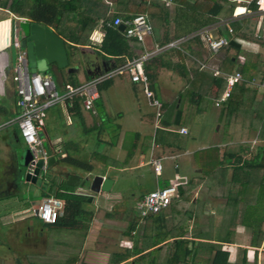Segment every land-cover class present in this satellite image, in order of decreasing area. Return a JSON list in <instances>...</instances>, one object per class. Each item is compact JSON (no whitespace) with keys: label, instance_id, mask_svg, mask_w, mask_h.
<instances>
[{"label":"crops","instance_id":"0c3cea01","mask_svg":"<svg viewBox=\"0 0 264 264\" xmlns=\"http://www.w3.org/2000/svg\"><path fill=\"white\" fill-rule=\"evenodd\" d=\"M126 1L95 0L94 5L83 2L81 11L90 6L93 17L98 15L97 24L88 36L92 46L74 44L75 47L69 50L66 46L69 64L64 68L50 64L48 72H41L50 77L52 72L51 78L61 92L66 83L80 85L109 74L96 85L98 96L94 105L97 115L86 110L83 101L79 102L77 109L73 107V100L52 105L59 106L50 115V123L63 113L66 125L71 129L61 134L56 130L57 125L53 126L45 139L41 135L45 131V120L43 122L40 136L51 151L48 159L51 177L46 185L38 186L24 178L25 171L13 147V142L20 143L23 139L21 133L16 130L0 133V264H17L18 260L21 264H45L38 257L48 255L49 246L55 242H59L60 253L65 256L61 264H216L214 257L219 246L229 252L226 264H264V222L257 233L245 222L248 214L254 220H264L258 215L261 209L256 210L252 200L248 201L257 193L255 189L259 186L256 172L264 167L259 160L264 146V88L259 86L264 79V64L261 62L254 78L246 83L245 91L237 89L239 97L232 105L227 104L228 98L216 105L228 85L220 97L212 98L211 104L216 108L214 119L219 126L217 131H212L207 142L201 144L198 134L191 132L189 123L198 120L195 113L200 114L202 110L196 108L194 113L187 111V117H193H188V122H185L180 108L187 99L189 104L197 99H189L186 95L187 74L193 77L197 67L202 70L209 66L207 72L226 76L219 67L227 49L212 54L200 39H187L195 31H183L184 18L177 13V6L172 4L167 21L153 20V35L144 46L135 43L137 48L134 50L136 55L151 52L166 33L170 37L169 42L180 41L176 46L149 58L157 64L154 65L156 68L153 66L156 73L155 93L149 90L160 102L158 106L147 97L143 83L134 82L129 74L116 71L131 58L100 55L98 52L97 46L104 38V18L122 10ZM230 6L221 10L218 21L204 27L228 18L232 12ZM2 12L8 15L2 16ZM12 17L22 16L0 6V108L6 109L5 112L0 110V127L16 124L13 120L19 113L13 73L7 70L2 52L9 42ZM69 24L77 23L71 21ZM261 45H250L253 47L249 48L260 50ZM201 49L207 50L208 55L205 56ZM158 55L164 56L159 58ZM173 55L178 56L174 58ZM240 56L246 57L239 55L240 62ZM260 56L263 60L264 55ZM213 57L217 58V62H212ZM122 59L125 61L121 62ZM209 87L205 88L207 92ZM189 108L192 111V104ZM179 111L180 124H177ZM181 127H186L188 132L181 133ZM213 148H217L218 152H212ZM201 150L208 151V158L217 155L220 160L215 169L210 165L213 172L209 176L203 173L198 164L200 159L195 157ZM66 156L90 163L92 170L61 161ZM151 159L162 162L160 175L154 171ZM182 166L184 175L180 174ZM206 167L209 168L208 165ZM172 169L174 176L169 174ZM190 169L193 172L187 175ZM149 172H154L159 180L139 196L133 211L123 209V204L116 211L123 201L122 184L126 176L140 180ZM165 172L167 175L161 180ZM94 175L112 179L111 189L92 193L82 186L85 179ZM178 175L183 178L180 181L182 184L191 182V190L175 202L173 209L143 218L137 209V202L149 191L171 185L178 180ZM25 183L23 190L29 192L28 197L19 192ZM28 185H33L36 190L30 192ZM49 186L54 187L53 190L60 186L63 190L87 196L83 204L89 212L87 218L71 226L46 225L40 219L41 224L37 228L34 222L27 221L24 216H28L30 206L25 203L37 199L33 195L46 192ZM245 191H248L247 195ZM54 192H47L44 198L55 195ZM35 201L32 203L33 214L39 218L35 213ZM18 205L21 208L17 209ZM153 228L161 230L157 240L150 239ZM61 231L67 232L66 237L63 239L61 235L58 237L61 241H55V235ZM44 249L46 254L41 253ZM186 250H193L194 256L185 255ZM51 252L54 250L51 249ZM46 264L55 263L47 260Z\"/></svg>","mask_w":264,"mask_h":264},{"label":"trees","instance_id":"16d2710c","mask_svg":"<svg viewBox=\"0 0 264 264\" xmlns=\"http://www.w3.org/2000/svg\"><path fill=\"white\" fill-rule=\"evenodd\" d=\"M85 1L90 2L93 5L95 4V0H0V6L8 9L10 12L18 16L27 17L32 21L54 27V29L60 35L66 38V46L69 50L73 46L75 47L74 44L92 46L91 44H89V42L91 41L89 40L88 36L97 24L98 15H95V17H93V13L91 12L90 6L86 7V9L83 11L80 10L81 4H83V2ZM225 3H228V5H230L231 1L172 0V4L177 6V13L180 15V17L184 18L183 31L185 30V33H190L192 31L199 30L200 28L206 25L218 21L217 16L224 8ZM140 13L148 14L152 22L153 20H156L157 22H163L167 21V18L170 14V10L169 6H166L164 3L158 0H127L122 6V10L113 13L109 17H105L103 20L102 27L104 30V38L100 45L97 46L100 55L128 56V58L131 59L139 56L134 53V50L135 48H137L135 43L141 44V42H139L135 38L127 37L125 32L121 31L118 26L108 25L107 22L112 21L115 16H121L122 18H132ZM71 21H75L77 24L70 25L69 22ZM242 24L243 22L239 20H234L231 22V26L233 27L236 35L241 36L243 38H247L245 34L239 33V31L242 29ZM218 30V32L222 35H229L228 28L225 25L219 26ZM169 40L170 37L168 36V33H166L159 44L164 45L169 42ZM261 44L264 45L263 40ZM242 52L243 47L241 45L240 47L230 45L229 48L226 50V56L224 57L222 64L219 67L220 71L224 72L225 74L232 73L233 71H238L243 76L242 80H239L234 84L230 96L227 99L228 105H232L234 100L239 97L238 92L236 93L237 89L238 91L246 90V83L254 78L258 66L262 62L260 53L256 51H249V54L244 57V61L240 62L239 55H243ZM141 53L142 52H140L139 54L141 55ZM158 56L159 58H161L160 56L164 55ZM180 57L182 58V55H180ZM122 61L125 60L122 59L121 62ZM154 65L157 66L156 63L154 64L152 61L148 60L144 68L149 79V88L155 93L156 89L154 87V80L156 78V73H154L153 69H155L156 67ZM187 78L188 83H190V86L187 87L186 95L189 96V99L197 98L196 102H202L205 101V99L210 101L212 100V98L220 97L227 86L226 76H215L214 73H208L205 70H197L193 77L187 74ZM72 84L76 85V83ZM205 85L210 86L209 90L212 87L215 88V94L213 97H210V95H208L210 91L207 92V89L205 90ZM84 99V96L75 98L73 100L74 109H77L79 106V102H82ZM0 110L2 112H5L6 109L5 107H1ZM180 117L181 111H179L178 114V118L176 121L177 124H180ZM213 149L216 153L218 152L217 148ZM262 151L264 157V146L262 148ZM196 154V158H198V160L200 159L201 155L205 154L204 156H206L205 152L200 155V151H198ZM215 156L217 155H214V157ZM215 160L217 161L216 163L220 164L219 159L215 158ZM61 161L70 163L74 166H78L86 170H92V165L90 163L73 158L71 156H66L62 158ZM245 162L250 163L249 161ZM253 163L254 162H251V164ZM199 164L202 165V162L200 160ZM260 164L264 166V158L263 160H261ZM202 170L203 173L210 174L209 169L202 167ZM177 188V194L173 197L171 204L157 214H160L163 211H168L169 209H173L175 202L181 197L185 196L187 192L191 190V182H188L187 184L181 183L177 186ZM50 189V192L55 191L54 194L57 197L64 199L65 214L59 217L56 223H45L46 225L71 226L87 218L89 212L86 211L83 206L84 202H86L88 199L87 196L63 190L60 186H58L56 190H53L55 189L54 187L49 186L47 188V191ZM262 222H264V220L257 219V222L254 223V227L251 223L247 224L250 228L253 229L254 233H257L260 231V226ZM180 243H184V241H181ZM184 254L193 257L195 252L193 250H186ZM228 257L229 252L223 250L221 246H219L216 249L214 262L216 264H222L221 262L224 261L223 264H226ZM184 264L193 263L187 262Z\"/></svg>","mask_w":264,"mask_h":264},{"label":"built area","instance_id":"2783aa9c","mask_svg":"<svg viewBox=\"0 0 264 264\" xmlns=\"http://www.w3.org/2000/svg\"><path fill=\"white\" fill-rule=\"evenodd\" d=\"M158 1L169 7L172 5V0ZM230 1L232 4L230 6L232 12L228 18L212 26L203 27L193 32L187 39L199 38L212 54H218L228 49L232 40H235L241 46H243V43L249 46L261 44L236 35L231 26V22L240 20L243 15L251 14H256L258 17L264 18V0ZM240 7L244 9V12L238 14L236 10ZM107 24L114 26L123 24L125 26L124 32L126 36L137 39L143 46L153 35L154 31L153 22L146 13L137 14L132 18L115 16L112 21H108ZM222 25L227 26L229 35H222L218 32L219 26ZM178 42L180 41H171L165 45L158 44L151 52H144L128 60L126 64L116 71L122 74H129L131 80L134 82L143 83L145 85L147 97L152 99L154 104L159 106L160 102L154 98L152 91L149 90V79L144 66L151 56L166 48L176 46ZM8 45H10V42ZM240 58H242L241 61H244V57L240 56ZM108 76L109 74L99 76L80 85L66 83L64 91L60 92L55 81L49 75L42 74L41 72H32L30 70L25 51L20 47L18 48L16 62L13 66V80L15 83L19 113L13 121L17 124L23 140L31 148L34 154L33 160L43 161L41 169L44 172L48 170V159L50 154L44 140L40 136V131L43 130V122L47 115L48 108L56 103L74 100L77 97L84 96V108L93 115H97V110L94 105V100L98 96L96 85ZM242 79L243 76L238 71L226 74L228 88L222 94L220 100L216 102V105H220L221 101L226 100L230 96L231 88L234 84ZM259 86L264 88V79L259 82ZM159 115L160 114H158V116ZM180 132L187 133L188 130L186 127H181ZM151 162L154 165L156 174L160 175L163 170V164L160 159H151ZM179 184L180 182L177 180L169 186L160 187L146 193L142 199L137 202V209L140 215L146 218L167 208L171 204L173 197L176 196L178 191L177 186ZM35 209L37 211L36 215L44 223L54 224L58 221L59 217L65 214V201L55 195H49L40 201Z\"/></svg>","mask_w":264,"mask_h":264},{"label":"rangeland","instance_id":"374dc122","mask_svg":"<svg viewBox=\"0 0 264 264\" xmlns=\"http://www.w3.org/2000/svg\"><path fill=\"white\" fill-rule=\"evenodd\" d=\"M232 5V4H231ZM228 7V3H225L224 5V8L227 9ZM230 10H232L230 8ZM8 14H4L2 12V16H6ZM239 21H242L243 24H242V29L239 31L240 34H245L247 36V38H244V39H247V40H251V41H255V42H259V43H262V40L264 41V38H263V32H264V18L263 17H258V15L256 14H251L249 17L247 18H241ZM157 22V21H156ZM155 24V23H154ZM243 52L242 54L243 55H248L249 54V51H253L251 50L249 47H253V46H249L248 44L246 43H243ZM257 47V46H255ZM255 49V48H254ZM202 53L206 54L205 56L208 55V52L207 50H204V49H201L200 50ZM254 51H261L259 52L260 55H264V45L260 47V50H254ZM200 52V53H201ZM222 55V54H221ZM225 55V54H223ZM178 55H173L174 58H176ZM215 57V56H214ZM212 58V62L215 63L217 62V58ZM262 61V64H264V58ZM198 70L200 67H197ZM206 70V69H209V66L208 67H205V68H202V70ZM12 70V73H13V69ZM209 71V70H208ZM207 72V70H206ZM209 73V72H208ZM43 74V73H42ZM53 73L51 72V77L53 76L52 75ZM190 86V83L187 82V87ZM61 92V91H60ZM215 94V88L212 87L210 88V92L208 93V95H210V97H213ZM189 98V96H188ZM213 100H206L205 101H200V102H191L190 104L188 102H190L188 99L186 100V103L182 105L181 103V109L183 110L184 112V116H183V120L186 122H188V116L187 117V111L188 112H197L196 108H199V110H202L200 111L201 113L200 114H196L195 117H198V120H194V121H190L189 125H190V128H191V132L193 133H196L198 134L199 136V141H201V144H205L207 142V139L212 136V131H217L218 130V126H219V123H217L215 121V111H216V108L213 106V104H211ZM188 104V106H187ZM192 104L193 108L192 111L190 110V105ZM59 105H56V106H52L50 107L47 113V116L45 117V131L41 134L44 136L45 139H47V137L49 136L50 134V130L53 126H56V130L57 132L61 133V134H64L65 132L68 133V130L71 129L70 127H68V125H66V117L63 113H60V117H56V120L54 121V123H50V119H51V116L50 115H53V113L56 111V107H58ZM193 117V116H192ZM192 117H190L189 119H191ZM59 118V119H58ZM6 119H4L5 121ZM14 130H16L17 132H19L20 134V131H19V128L17 126V124H12V125H9L4 127V126H1L0 127V133L2 134L3 132H13ZM213 141V140H212ZM13 142V140L11 141ZM13 147H14V150L15 152L18 154L19 156V162L20 164L23 166L22 169H24L23 171H25V168L24 166H26L29 162L32 161V159L34 158V154L31 150V148L24 142L23 139H21V142L18 143V142H13ZM212 152L214 151V149H211ZM205 152L206 155H207V150H202L200 151V155ZM216 153V152H214ZM205 154L201 155L200 156V160L202 159V165L199 164V161H198V164L199 166L203 167V168H206V169H209L210 170V174L213 172L211 171V167L210 165H212V168H216L218 166V163H216L217 161L215 160V158L219 159L218 156H213L212 158L211 157H205L204 156ZM204 156V157H203ZM195 157H197V154H195ZM263 154L261 155L260 157V162L261 160H263ZM197 159V158H196ZM205 159H207L208 161H206ZM211 161V162H210ZM209 166V168H207L206 166ZM192 168V167H191ZM261 171H257L256 173L258 174L257 175V178H256V183L259 184L258 186V189H255V192L257 190V193L254 194L253 198H251L250 200L248 201H251L252 200V203L253 205L252 206H255L256 210H258L259 208L261 209L259 211V216H262L264 217V167L261 166ZM249 170V169H248ZM207 171V170H206ZM193 172V169H190L187 173V175H190V173ZM208 172V171H207ZM175 171L172 169V170H169V174H171L172 176H174L175 174ZM180 174L181 175H184V171H183V166L181 167V171H180ZM166 172L163 174L162 177H160V179H165L166 177ZM209 176V174H208ZM131 177V178H130ZM178 181H182L183 178L180 177L179 175L176 176ZM133 176L129 175V176H126V179L124 181V183L122 184V190H123V201L121 203H119V206L118 208L116 209V211H119V209L121 208V205L123 206L122 208L123 209H126V210H132L134 209V207L136 206V201L138 200L139 196L145 192L146 189L150 188L151 186L150 185H154L155 182L157 181V179L159 180V177L155 175L154 172H149L146 174L145 177H143V179H140V180H137L135 178H133ZM182 178V179H181ZM210 178H211V175H210ZM163 182V181H161ZM181 183V182H180ZM89 182L87 183V188L89 187ZM29 187H31V191L30 192H34L36 190V188H34L33 185H28ZM26 187V183L24 184V186H22V188H20L19 192L21 195L24 194V197H28V193L29 192H24V188ZM165 187V186H164ZM260 190V191H258ZM51 189L44 192V193H37L35 195H33V197L37 198V199H34V200H40L42 201L44 199V196H46L48 193H50ZM53 191V190H52ZM248 191L250 192V190L248 189ZM48 192V193H47ZM235 194V193H234ZM233 194V195H234ZM244 194H248L246 191ZM249 197V195L247 196ZM30 200V199H29ZM34 200H30L29 203H25V205L27 206H30V211L28 212V216H26L25 214V218H27V221H31V222H34L35 223V226L37 228V226L39 224H41V221L39 218L37 217H34V214H33V207H32V203ZM28 201V200H27ZM20 204V203H18ZM21 205V204H20ZM20 205L16 206V208H21ZM252 215L251 214H248L247 215V218L245 220L246 223L248 224H252L253 227L255 226L254 223L257 222V220H254L251 218ZM232 221V219L230 220ZM259 221V220H258ZM162 231H163V227L160 228ZM159 230V231H161ZM159 231L156 229V228H153L152 232H151V238L152 240H157L159 238ZM66 234L67 232L65 231H61L59 232V234L55 235L57 236L55 238V241H61V238L59 239L58 237H61L64 239L66 237ZM45 243V242H44ZM59 242H55L54 244L52 243V245H50L49 249H48V255H42L41 257H38V260L39 261H42L46 264L47 260H50V263H57V264H61L62 263V260L64 259L65 256H63V254L60 253V251L62 250V248L60 247L61 245L58 244ZM44 246V245H42ZM51 249L54 250V252L52 253L51 252ZM55 249H57V253H55ZM45 251L44 252H41L42 254H46V249H44ZM60 253V254H59ZM69 254V253H68ZM50 257V259L47 257ZM53 258V259H52ZM17 263V261H16ZM40 263V262H39ZM18 264V263H17Z\"/></svg>","mask_w":264,"mask_h":264},{"label":"water","instance_id":"95a60500","mask_svg":"<svg viewBox=\"0 0 264 264\" xmlns=\"http://www.w3.org/2000/svg\"><path fill=\"white\" fill-rule=\"evenodd\" d=\"M10 21V45L2 52L4 61H10L11 67L15 65L19 47L25 51L32 72H48L50 64H56L59 68H64L69 64L66 40L50 26L32 21L29 18L12 17ZM118 28L124 31L125 26L121 24ZM231 45L240 47V44L235 40L231 41ZM45 145L49 154H51L50 148L47 144ZM42 163V160L35 161L32 159L31 162L24 166V178L26 181L38 186L48 183L51 176L48 170L44 172L41 169ZM88 182V190L92 193L107 192L113 185L112 179L103 177L102 175H94L92 178L85 179L82 186L87 187ZM35 203L37 206L40 200L35 201ZM35 213H37L36 209ZM17 262L21 264L19 260Z\"/></svg>","mask_w":264,"mask_h":264},{"label":"flooded vegetation","instance_id":"af4514ba","mask_svg":"<svg viewBox=\"0 0 264 264\" xmlns=\"http://www.w3.org/2000/svg\"><path fill=\"white\" fill-rule=\"evenodd\" d=\"M6 65H7V70L11 71V69H13V67H11V62L10 61H6Z\"/></svg>","mask_w":264,"mask_h":264},{"label":"bare ground","instance_id":"6f19581e","mask_svg":"<svg viewBox=\"0 0 264 264\" xmlns=\"http://www.w3.org/2000/svg\"><path fill=\"white\" fill-rule=\"evenodd\" d=\"M236 11H237V13L239 14V13H243V12H244V9L240 7V8H238Z\"/></svg>","mask_w":264,"mask_h":264}]
</instances>
